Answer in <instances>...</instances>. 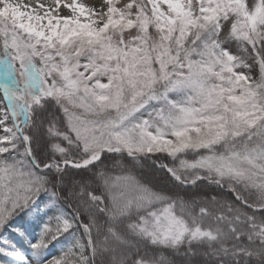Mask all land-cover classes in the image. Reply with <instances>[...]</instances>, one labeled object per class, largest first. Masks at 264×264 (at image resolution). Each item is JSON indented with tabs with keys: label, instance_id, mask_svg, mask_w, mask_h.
Returning a JSON list of instances; mask_svg holds the SVG:
<instances>
[{
	"label": "snow or ice",
	"instance_id": "snow-or-ice-1",
	"mask_svg": "<svg viewBox=\"0 0 264 264\" xmlns=\"http://www.w3.org/2000/svg\"><path fill=\"white\" fill-rule=\"evenodd\" d=\"M60 6L0 0V231L22 235L12 220L44 198L42 211L61 196L78 206L57 208L31 258L14 247L0 256L127 264L117 252L139 240L202 250L210 264H264V0H103L99 11L66 0L67 16ZM125 155L123 174L101 168ZM142 158H155L163 187L135 174ZM70 170L91 179L65 190ZM199 181L234 201L172 191ZM66 233L68 250L44 259ZM132 264L163 259L137 253Z\"/></svg>",
	"mask_w": 264,
	"mask_h": 264
},
{
	"label": "trees",
	"instance_id": "trees-1",
	"mask_svg": "<svg viewBox=\"0 0 264 264\" xmlns=\"http://www.w3.org/2000/svg\"><path fill=\"white\" fill-rule=\"evenodd\" d=\"M0 44L2 42L0 41ZM53 115L62 117V113L54 106L51 109ZM43 143V142H42ZM202 151V150H201ZM170 162V161H169ZM131 158L126 155L123 157H115L113 159H105L101 168L106 169L111 175L123 174L125 168H131ZM135 174L144 181L156 186L163 187L166 181L163 179L164 173L160 172L157 168L155 158L141 159L135 167ZM91 173L77 174L76 170H70L69 175L64 178L65 190H78V182L81 180H90ZM94 190L99 191L92 185ZM169 187H171L169 185ZM174 194H179L186 198L197 197L200 201H204L206 197L213 195L218 196L222 200L234 201V196L226 191L221 190L215 184L208 183L207 181H199L197 185L188 186L187 188H175L172 189ZM47 198L39 201L36 206L31 207L27 214L22 213L12 220V224L15 228L19 229L22 235H17L9 228H5L0 231V247H14L18 250H22L26 255L31 257L29 242H37L41 235L42 227L49 222L50 218L54 217L58 209L66 210L71 213L78 206V198H71V202L61 196L57 203V208H50L47 211H42L44 203ZM238 203V202H236ZM213 207L212 205H209ZM83 212V209H82ZM82 218L87 221L88 214L83 212ZM56 221L51 219V227L54 229ZM83 229L77 232V236L81 238V242L87 244V238L82 236ZM95 230H93V236H95ZM68 237L67 239L65 237ZM73 241L69 234H65L59 237L57 241H52L48 248L44 250V259L48 256L60 257L66 252ZM87 253V249H86ZM122 253L126 254L127 264H132V260L136 257L137 253L141 256H145L147 259H155L160 261L163 259V264H210V262L203 256L202 250H198L196 255H185V251L181 248L179 251L170 248H162L146 244L143 241L137 240L131 250L121 249L117 252V255ZM0 264H11V261L6 256H0ZM97 264H109V254H104L102 257H97Z\"/></svg>",
	"mask_w": 264,
	"mask_h": 264
},
{
	"label": "rangeland",
	"instance_id": "rangeland-1",
	"mask_svg": "<svg viewBox=\"0 0 264 264\" xmlns=\"http://www.w3.org/2000/svg\"><path fill=\"white\" fill-rule=\"evenodd\" d=\"M14 2H15V0H14ZM21 2L22 3H27L28 0H21ZM32 2L35 3V0H32ZM40 2L45 4L46 6H51L53 9L56 8V0H40ZM65 2H66V0H60L61 6L59 8V14L61 16H67V15L70 14L68 12V10L63 7V4ZM77 2L78 3H84V4L88 5V6L95 5L97 7V10L99 11L100 10L99 6L103 3V0H77ZM122 2H123V0H121V3ZM225 31H227V28H225ZM221 35L223 37V33ZM225 47H227L233 54H236V55H240L241 54V53L238 52V44L235 41L226 44ZM247 62L249 64L253 65L251 75L253 76V78H255L258 75V66L255 63H253V60L251 58H248ZM237 71H245V72H247V69H237ZM203 151L204 150H202V152ZM47 259H51V255L48 256Z\"/></svg>",
	"mask_w": 264,
	"mask_h": 264
}]
</instances>
